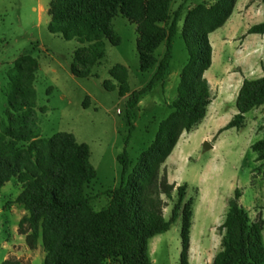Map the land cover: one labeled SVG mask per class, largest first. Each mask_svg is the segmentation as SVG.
Listing matches in <instances>:
<instances>
[{
  "label": "trees",
  "instance_id": "1",
  "mask_svg": "<svg viewBox=\"0 0 264 264\" xmlns=\"http://www.w3.org/2000/svg\"><path fill=\"white\" fill-rule=\"evenodd\" d=\"M174 0H51L47 7L48 31L64 40H76L85 47L74 52L70 72L78 78L94 76L92 69L104 57L105 41L118 45L111 28L112 19L120 14L135 25L139 69L156 68L149 83L130 93L125 67L116 65L109 71L116 82L103 84L107 91L128 95L127 121L130 110L159 83H163L172 58V43L185 2L174 10ZM237 0H217L187 9L181 37L187 61L181 69L172 112L158 124L156 135L137 158L130 170L126 151L117 156L121 166L119 186L109 191L108 205L95 211L85 194V186L95 179L87 145L78 143L69 133L41 137L36 118L34 89L36 60L20 55L7 74L5 118L0 121V189L14 179L21 186L15 199L25 214L18 222L29 250L40 243L43 264H151L148 240L166 232L181 216V251L179 264H188L189 232L192 218L191 199H185L186 185L168 183L159 176V166L170 155L182 132L189 133L204 119L211 103L209 83L204 73L211 66L208 35L222 27L231 16ZM264 7V0H260ZM168 23V24H167ZM264 34V21L246 32ZM164 43L165 52L156 59L154 51ZM264 105V74L243 79L235 97L236 113L218 130L240 129L245 115ZM132 130V128H131ZM264 160V139L251 145ZM175 201L169 219L163 216L167 201ZM241 193L234 190L220 228L221 250L211 264H264L263 222L250 220L239 204ZM0 264H22L5 259Z\"/></svg>",
  "mask_w": 264,
  "mask_h": 264
},
{
  "label": "rangeland",
  "instance_id": "2",
  "mask_svg": "<svg viewBox=\"0 0 264 264\" xmlns=\"http://www.w3.org/2000/svg\"><path fill=\"white\" fill-rule=\"evenodd\" d=\"M50 1L0 0V121L7 110V74L20 55H31L37 62L34 89L40 136L69 133L76 142L87 145L96 177L86 184L85 194L92 208L100 211L109 203V191L120 183L117 156L126 151L131 170L140 153L153 141L158 124L172 112L170 105L176 99L180 72L187 61L181 37L187 9L201 3L209 6L217 0L185 2L172 43L169 72L163 83L130 110L131 125L127 121L128 95L120 97L117 90L107 91L103 84L116 85L109 75L116 65L126 68L130 93L151 80L155 67L147 72L139 69L135 25L117 14L111 28L119 39L118 45L105 41L104 57L92 69L94 76L78 78L71 74L70 66L74 52L86 44L64 40L48 31ZM181 3L182 0H174L170 4L168 23ZM263 21L260 0H237L225 24L208 37L212 51L211 66L204 76L211 94L205 115L207 125L200 123L189 133L182 132L178 138L181 148L171 152L158 169L159 176L165 174L168 183L175 187L185 184V199L193 201L188 264H211L221 250L220 226L235 189L241 193L239 204L250 220H262L264 240V160L258 161V153L251 150L252 144L264 139V105L245 115L242 128L218 134L236 113L235 97L243 79L264 74V34L246 33L252 25ZM164 52L162 43L154 56L159 60ZM203 141L214 147L202 153ZM20 191L21 186L14 179L0 189V263L8 251H15L22 264H43L45 253L40 243V251L34 252L33 258L23 251L27 247L24 236L18 233V222L25 211L15 202ZM172 196L162 211L165 219L170 217L175 192ZM181 225L179 215L166 232L148 240L151 264H179Z\"/></svg>",
  "mask_w": 264,
  "mask_h": 264
},
{
  "label": "crops",
  "instance_id": "3",
  "mask_svg": "<svg viewBox=\"0 0 264 264\" xmlns=\"http://www.w3.org/2000/svg\"><path fill=\"white\" fill-rule=\"evenodd\" d=\"M210 35H211V33L208 35V37H210ZM209 40V39H208ZM209 42H210V40H209ZM206 75V72L204 73V76ZM201 124H203L204 126H206L207 125V121H206V117H204V119L202 120V122H201ZM211 143V142H210ZM211 145H212V148L214 147V145L211 143ZM176 148H181V145L179 144V141L177 142V144H176V146L174 147V149H173V151H172V153L171 154H173L174 152H175V149ZM178 152H180V150L178 151ZM171 154L169 155V157L171 156ZM168 157V158H169ZM22 239H24V238H22ZM24 252L26 251V253H28V257L30 256V257H32L33 258V253L34 252H39L40 250H39V246L37 247V249H36V251H31V250H29L28 248H25V250H23ZM23 252V253H24ZM20 257L21 256H19L18 254H17V252H15V251H8V253L5 255V257H4V260L5 259H9V258H14V259H20Z\"/></svg>",
  "mask_w": 264,
  "mask_h": 264
},
{
  "label": "water",
  "instance_id": "4",
  "mask_svg": "<svg viewBox=\"0 0 264 264\" xmlns=\"http://www.w3.org/2000/svg\"><path fill=\"white\" fill-rule=\"evenodd\" d=\"M210 149H212L211 143L208 141H203L202 145H201L202 153H205V152L209 151Z\"/></svg>",
  "mask_w": 264,
  "mask_h": 264
}]
</instances>
